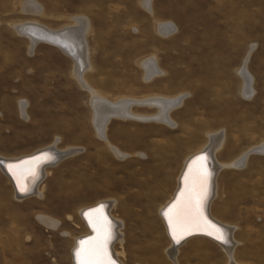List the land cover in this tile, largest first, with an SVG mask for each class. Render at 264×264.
I'll return each instance as SVG.
<instances>
[{
  "label": "rangeland",
  "instance_id": "obj_1",
  "mask_svg": "<svg viewBox=\"0 0 264 264\" xmlns=\"http://www.w3.org/2000/svg\"><path fill=\"white\" fill-rule=\"evenodd\" d=\"M148 1L0 0V156L29 155L58 139L59 150L82 149L49 164L37 182L41 194L24 199L0 167V264H73L76 238L87 232L80 210L109 200L123 223V245L114 247L123 246L125 264H175L158 212L173 195L185 159L222 130L220 158L227 163L264 142V0ZM31 3L39 12L27 10ZM77 17L90 21L93 68L85 77L109 100L185 95L171 112L174 126L109 123L107 138L125 157L96 134L90 95L73 76L72 58L45 41L31 49L30 38L14 27L34 20L58 30ZM160 22H173L177 31L161 35ZM151 55L164 74L148 82L141 63ZM246 57L252 97L243 94L239 72ZM217 181L211 208L238 226L236 260L264 264V154L249 155L243 169H224ZM176 264H229V256L197 239L180 248Z\"/></svg>",
  "mask_w": 264,
  "mask_h": 264
},
{
  "label": "bare ground",
  "instance_id": "obj_2",
  "mask_svg": "<svg viewBox=\"0 0 264 264\" xmlns=\"http://www.w3.org/2000/svg\"><path fill=\"white\" fill-rule=\"evenodd\" d=\"M34 4L32 3L28 4V6L26 7L27 10H31L32 13L39 12L37 8L33 6ZM149 5L150 3H148L147 7H149ZM75 20H76V23L74 25L72 24L75 21L70 26H67V27H64L58 30L48 28L47 26L42 25L38 21H34V20L15 24L14 27L18 33L22 34L23 36L26 35L27 38L28 37L30 38L31 49L35 47L36 42L45 41L47 43H51V44L59 46L60 49H62L69 57L72 58L74 62L73 76L77 80L79 85L82 88H84L90 95V104L93 110V124L95 126L96 134L99 136V138L108 142L110 148L112 149V151L115 153L116 156L125 157L124 156L125 154L121 153L117 147L110 144L107 138L106 133H107L109 123L113 119H121V120L137 119L141 121H158V122H162V123L174 126L175 123L173 122L171 118V112L172 110L177 108L179 105H181V102L185 98V95H179L175 97H164V96H157V95L148 96V97L146 96L143 98L123 97V98H118L113 101L109 100L106 94H104L100 90L95 89L93 86H91L85 77V74L93 68L91 64V60H90V48H89V44L87 40V33L89 31L90 21L88 22V20L84 17H79V18L77 17ZM157 27H158L159 33L163 36H168L171 33H174L177 31V27L175 24H173V22L172 23H168V22L161 23L160 22ZM44 33L53 34L57 36L56 38H58L57 41L59 42H56V41L50 42L44 39L40 40V39L34 38L33 36V35L42 36ZM247 57L245 58L243 65L241 66L239 72L244 79L243 94L247 97H252L255 90L253 88V77L249 74L246 68L247 67L246 66ZM141 65L145 70V81L149 82L154 77L161 76L164 74V70L159 65L156 55H151L147 57L145 60L142 61ZM146 106L147 107L155 106L158 110L157 113H155L154 115H145V114L136 113L134 110L135 107H146ZM21 110L25 111V104L22 105ZM225 136L226 135H225L224 130L210 134L209 140L207 141V143L202 148L195 151V153H192L190 156H188L185 159L181 172L178 176L177 187L173 195L159 208L158 213L165 227L167 237L170 241V246L167 249V253L169 257L175 262V264L177 263V256L179 254L180 248L183 245H185L187 242L191 240H197V239L207 240V241L213 242L221 246V248L223 247L229 256V264H248L244 262H238L234 255L235 248L239 245V241L235 237V232L238 226L231 224L228 221L222 220L219 216L213 213L212 208H211V203L213 199L217 196V193H218L217 178L219 175H221L223 170L226 168H236V169L245 168V166L247 165L248 159H249V155H251L252 153L264 154V142L260 145H257L241 153L237 158H234L231 162L227 163L220 158V152L222 151L225 145ZM58 140H56V142L52 144L49 148L43 149V150L50 151V153H48L47 156L45 157L43 156L44 159L52 157V155L54 157L57 156L56 160H54L53 163H58L64 158H67L69 156H72L82 151L81 148H77V147H69L64 150H59L57 149V146H56V143ZM39 151H41V149ZM34 153L36 152H33L32 154ZM32 154L25 155V156H30ZM200 155H204L205 157L204 161L202 162L197 159L198 157H200ZM22 157L24 156L22 155L18 158L13 157L9 159V158H5V156L4 157L0 156V167L3 168L5 175L9 178L12 185L14 186L16 196L19 199H24L25 197L29 196L31 192H35L36 194H41V191L38 187L39 179L45 176L46 168L49 165V164H46L40 167L39 164L37 163L34 165L35 176L31 174H26V175L21 176L22 171H26L27 168L33 167L32 164L28 163L30 161L25 162L27 164L23 163L24 166L19 165L20 167H17L16 164L15 165L11 164L12 161L18 160ZM201 163H203L204 167H206L209 172L208 182L210 181V179H212L211 190L207 197V205H206L209 218L212 222L204 224V226L200 228L190 226L182 234H178L177 236H174L173 235V225H170L169 223V217H172L175 213V208H172V206L176 205L177 201H182L184 199V197L182 196V193H185L191 189L192 172L195 169H197ZM10 165L12 166L11 169L9 167ZM20 183H22L27 188L26 192H22L20 190ZM207 188H208V185H207ZM205 197L206 195L204 196V198ZM225 198L223 200H225ZM114 205H115L114 201H110V200L102 201V202L100 201V202L94 203L91 206L87 205V207L85 206L82 210H80L81 211L80 215L83 219L84 225L86 226L85 228H87V232H85V234H81V236L80 235L77 236L76 238L75 246L73 247V250H72L73 264H79L77 256H76L77 249H80L82 247L87 248L89 244L93 242V238H97L100 235V232L98 230V225L96 224V218L98 215H102L104 218H106L105 216L106 209H107L108 214L111 216L113 220V224H112L113 235H112V241L110 244V249L112 251L113 256L121 264H125L119 258V257H124L125 255L123 246L121 247V250L119 249L117 250L114 247V243L116 241H118L121 245H123V241H124V236H123V231H122L123 223L119 218L115 217V215H113L111 211ZM170 208H172V211L169 212L168 215L166 216L165 213L168 212ZM87 209H90V210L86 212ZM93 209H97L98 211L93 212L92 211ZM71 218L72 216L69 217V220H71ZM51 219H46L44 220V222L49 224V226L50 225L56 226L57 222L55 221L56 222L55 224ZM217 228L223 230V234L226 236L228 240L227 244L215 238L216 235L218 234ZM198 231H202L205 233H212V234L209 235V234H204V233H198ZM178 239H179V242H177ZM81 241H84L83 246L81 245Z\"/></svg>",
  "mask_w": 264,
  "mask_h": 264
},
{
  "label": "snow or ice",
  "instance_id": "obj_3",
  "mask_svg": "<svg viewBox=\"0 0 264 264\" xmlns=\"http://www.w3.org/2000/svg\"><path fill=\"white\" fill-rule=\"evenodd\" d=\"M199 161H203L204 157H198ZM40 157L32 158L28 163L32 164L33 167H29L26 171L21 172V176L26 174H31L35 176L34 165L38 163ZM11 169V165L9 166ZM17 167H20L17 165ZM209 172L203 163L192 172V186L191 189L185 193H182L184 199L182 201H177L176 205H173L172 208H175V213L172 217H169L170 225H173V235L177 236L186 231L190 226L200 228L204 224L210 223L205 220L202 215V201L207 192ZM19 183V181H18ZM20 190L26 192L27 188L20 183ZM172 208L165 213L167 216L169 212L172 211ZM93 212H97V209H93ZM203 222V223H202ZM96 224L98 225V230L100 235L97 238H93V242L89 244L87 248H80L76 251V256L79 264H115L107 255L106 244L107 241L111 238L110 224L106 218L102 215H98L96 218ZM215 227V226H213ZM216 239L227 244L228 240L223 234L222 229L217 228ZM211 235L212 233H208ZM179 242V239L177 240ZM81 245H84V241H81Z\"/></svg>",
  "mask_w": 264,
  "mask_h": 264
},
{
  "label": "water",
  "instance_id": "obj_4",
  "mask_svg": "<svg viewBox=\"0 0 264 264\" xmlns=\"http://www.w3.org/2000/svg\"><path fill=\"white\" fill-rule=\"evenodd\" d=\"M34 36V38H36V39H40V40H47V41H50V42H59V41H57L58 40V38H56L57 36H55V35H53V34H43L42 36H35V35H33ZM48 153H50V151H47V150H41V151H37L36 153H34V154H32V155H30V156H24V157H22V158H20V159H18V160H15V161H12L11 162V164L12 165H21V166H24V164H27V163H25V162H27V161H31L32 160V158H35V157H40V158H42V159H40L39 160V162H38V164H39V166L40 167H42V166H44V165H46V164H50V163H52L54 160H56V158H57V156L56 157H54L53 155H52V157H49V158H43V156L45 157V156H47L48 155ZM200 157H204V155H200ZM205 158V157H204ZM204 161V160H203ZM24 163V164H23ZM37 164V163H36ZM39 168V167H38ZM212 178V177H211ZM211 182H212V179H210V181L208 182V188H207V192H206V197L203 199V201H202V206H201V210H202V214H203V216H204V218L207 220V221H209V222H212L211 220H210V218H209V214H208V212H207V209H206V205H207V197H208V195H209V193H210V190H211ZM29 192V191H28ZM88 210H90V209H87L86 210V212L88 211ZM105 216H106V218H107V221L109 222V224H110V232H111V238L107 241V244H106V248H107V255H108V258H110L112 261H114L115 262V264H121L114 256H113V254H112V251H111V249H110V244H111V241H112V235H113V231H112V224H113V220H112V218H111V216L108 214V212H107V209H106V211H105ZM198 233H204V234H208V233H205V232H202V231H198ZM93 235V234H92Z\"/></svg>",
  "mask_w": 264,
  "mask_h": 264
},
{
  "label": "crops",
  "instance_id": "obj_5",
  "mask_svg": "<svg viewBox=\"0 0 264 264\" xmlns=\"http://www.w3.org/2000/svg\"><path fill=\"white\" fill-rule=\"evenodd\" d=\"M177 27V26H176Z\"/></svg>",
  "mask_w": 264,
  "mask_h": 264
}]
</instances>
